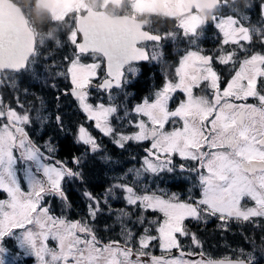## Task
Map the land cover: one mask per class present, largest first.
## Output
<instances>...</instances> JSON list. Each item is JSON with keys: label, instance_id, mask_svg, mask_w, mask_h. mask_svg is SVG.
<instances>
[{"label": "snow or ice", "instance_id": "obj_1", "mask_svg": "<svg viewBox=\"0 0 264 264\" xmlns=\"http://www.w3.org/2000/svg\"><path fill=\"white\" fill-rule=\"evenodd\" d=\"M9 241L10 264H264V0H0V264Z\"/></svg>", "mask_w": 264, "mask_h": 264}, {"label": "flooded vegetation", "instance_id": "obj_2", "mask_svg": "<svg viewBox=\"0 0 264 264\" xmlns=\"http://www.w3.org/2000/svg\"><path fill=\"white\" fill-rule=\"evenodd\" d=\"M37 23H39V21H37ZM174 52H175V49H170L169 59H174V55H173ZM147 71L148 70L146 69V73H147ZM150 80H151V78L146 74L145 77H143L140 80V82L138 83L137 88L141 94L146 92L151 87ZM155 82L156 83L159 82L158 76H157V79ZM69 195L72 197L74 203H78L77 196L74 192H70ZM212 227H214V226H210V228H209V232L211 234H205L206 247H208L211 252H213L215 254H219L220 252H223L224 249L230 244L231 245H238V244L243 243V241L240 238V235H236V234L216 235L215 233H212ZM8 247L11 249V254L6 256L5 259L7 261H9V264H10V262L13 258V255L18 250L15 249L14 247H12V244L10 241L8 242ZM17 264H33V260L31 258L21 257V259L19 261H17Z\"/></svg>", "mask_w": 264, "mask_h": 264}, {"label": "trees", "instance_id": "obj_3", "mask_svg": "<svg viewBox=\"0 0 264 264\" xmlns=\"http://www.w3.org/2000/svg\"><path fill=\"white\" fill-rule=\"evenodd\" d=\"M65 147H66V148L68 147L67 143H66ZM63 154H64V153H62V155H63ZM102 190H103L102 188H98V189H97L98 192H99V191H102Z\"/></svg>", "mask_w": 264, "mask_h": 264}]
</instances>
